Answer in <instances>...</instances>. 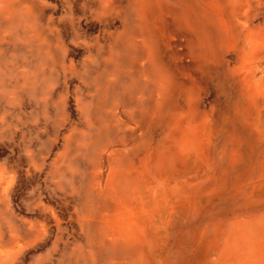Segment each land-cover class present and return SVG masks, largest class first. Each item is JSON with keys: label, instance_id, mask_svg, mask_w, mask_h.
<instances>
[{"label": "rangeland", "instance_id": "obj_1", "mask_svg": "<svg viewBox=\"0 0 264 264\" xmlns=\"http://www.w3.org/2000/svg\"><path fill=\"white\" fill-rule=\"evenodd\" d=\"M248 145L230 167L241 182L216 187ZM203 150L209 171L173 184L187 205L158 247L134 227L132 240L93 229L143 171H182ZM263 150L264 0H0V264H242L227 250L235 223L264 212Z\"/></svg>", "mask_w": 264, "mask_h": 264}, {"label": "bare ground", "instance_id": "obj_2", "mask_svg": "<svg viewBox=\"0 0 264 264\" xmlns=\"http://www.w3.org/2000/svg\"><path fill=\"white\" fill-rule=\"evenodd\" d=\"M260 69H262V68H260ZM260 107H263V106H260ZM245 112H247V111H245ZM195 137H196V139H199L200 144L205 143L209 140L210 133H208V132L204 133L201 131V129H198V131L195 134ZM251 149H252V147L248 145L247 147H243V152H236L235 151L233 153L228 154V156H227L228 161H229L228 168H227V170L224 171V173H226V175H225V177H222V174H221L217 178L216 187L218 185H219V188L223 187L225 185V182H223V181H229V179L232 178L231 174H233V173H232V171H230V167H232V168H233V166L235 167V165H237L241 161L240 159L242 157L244 158L246 156V153L249 152ZM203 152H204V155L202 156V161L195 160V162L197 164H194V166L190 165L187 169H184L182 171H180L179 168H177V167L175 169L162 168L158 172H155V175L153 177L148 176L147 173L145 171H143L141 173V178L139 179V181L134 186L132 185L133 186L132 190L130 189V198H129L130 200L126 201L125 199H121V198L117 197V195L115 197H113L112 200L110 201V203L108 204L110 209H111V212L106 216L100 217L101 220L103 221V222H101V221L99 222L102 225V227L99 224H95L93 226V229L98 231L100 233V236H103L104 233L102 231L103 230L102 228H105V230L108 231L110 236L114 237V236H118V234H120V232H125V235L131 234L132 233L131 227H134V229L135 230L137 229V231H143L146 234V236L149 239H151L153 241V243L156 244L158 247L161 244V242H163L162 240L164 239L163 229L160 227V225L165 224V222L168 220V218L172 214L173 210H175L176 208L179 209V208L183 207L184 204H185V206L187 205L182 200H181L182 201L181 202L176 196L173 195V193H174L173 184H175V183L178 184V186L182 190L186 191L187 190L186 188L188 187V182L191 181L190 177H196L197 171H203L205 174H207V172L209 171L206 168V166H207L206 163L209 160V157H208L209 152H208V150L207 151L203 150ZM178 156L183 160H187L188 158H190L192 156V151L190 150V147L187 144V142H184L183 149L180 150V153ZM260 156L261 157L259 158V168H260V174L261 175L259 176L260 177L259 181L256 182L257 183L256 187L259 191L258 194H264V150L261 151ZM124 162H126V161H124ZM126 163H125V165H126ZM119 165H120V163H119ZM117 167H118V165H117ZM119 168L121 169V167H119ZM150 168H151V166H150ZM209 175H211V174H209ZM233 175L237 176L238 183L241 182V179H243V174H238V175L233 174ZM127 181H128V179H127ZM120 183H122V182H120ZM105 193L107 194V192H105ZM183 214H185V213H183ZM99 215H100V213H96V216H99ZM92 217L96 218L94 215H92ZM226 222H228V221H226ZM243 223L246 225L241 224L240 222L235 223V226L237 227L236 234H235V240L233 243H231L227 252L229 254H233V253H235V254L240 253L241 254V251L244 249L245 258H243V256H242V260H243V261H241L242 264H264V212L260 213L258 215H255L254 218H251L250 221H247V222L245 221ZM224 232H223V234H224ZM241 232L242 233L244 232V234H241ZM220 233H222V232L218 228V229H216V234H215L216 237L214 240L211 241V238L210 239L205 238L202 241L203 243L200 244V250H201L200 256H201L202 260L205 258L206 254L211 250L210 248L212 247L213 243L216 244L218 242V235ZM134 236H135L134 234H131L130 240H132ZM93 237H95V236H93ZM216 239H217V242H216ZM94 240H95V238H94ZM101 241L102 242H100V244H98V243L92 244V247H93V249H95V252H96V256L95 257H94V255H92V256L96 259L98 257V254L100 253V255H101V252L105 250V247H108L107 243L110 242V240L106 239V238L104 240H101ZM219 242L221 243V240ZM118 245L120 246V247H117L118 250L121 251L122 249H124L123 244L119 243ZM170 245H171V243H170ZM117 248L114 245V247H112L110 249V251L108 252V256H113V254H115V252L117 251ZM129 248H133V247H129ZM153 255L160 257V255L157 251H155V253ZM86 259L88 260L86 262V264H89V262L91 261V258L87 257ZM227 259L230 260V258H227ZM135 262L136 261H134V263ZM109 264H110V262H109ZM228 264H231V263H228ZM232 264H234V263H232Z\"/></svg>", "mask_w": 264, "mask_h": 264}]
</instances>
